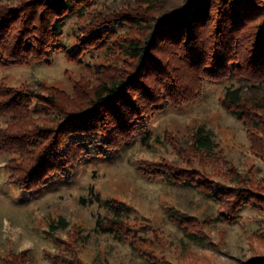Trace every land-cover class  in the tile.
Listing matches in <instances>:
<instances>
[{
	"label": "rangeland",
	"instance_id": "1",
	"mask_svg": "<svg viewBox=\"0 0 264 264\" xmlns=\"http://www.w3.org/2000/svg\"><path fill=\"white\" fill-rule=\"evenodd\" d=\"M104 1L69 18L64 28L65 44H74L82 28L93 26V17L102 10L118 7L150 19L158 14L159 6L154 8L139 0ZM188 1L166 0L161 9L173 10ZM260 1L264 4V0H257L258 5ZM30 2L0 1V7L16 11L25 9ZM219 6L222 5L215 6V15ZM222 18L217 15L199 28L206 33H212L211 29L222 33ZM228 27L224 40L233 45L239 42L241 49L251 51L264 20L259 18L247 25L232 22ZM125 30L127 27L122 31ZM221 33L214 36L216 40H220ZM124 34L127 39L142 38L144 30L136 27ZM247 51L243 57L249 55ZM92 55H97L95 61L101 64L102 72L109 74L114 67L126 68L125 61H133L121 53L103 50L87 55L85 64ZM176 64L185 70L184 63L177 60ZM98 75L95 66L69 60L57 50L42 62L0 66V85L27 88L42 84L47 93H58L62 104L78 107L99 83ZM228 86L241 88V106L226 105ZM234 108L255 111V122L264 119V80H206L196 99L154 115L146 141H140L138 136L106 160L81 162L70 180L52 183L31 194L16 193L9 185L8 158L0 153V264L4 256L25 250L30 252L31 264H248L253 257L264 256V244L254 238L257 217L264 210L249 204L238 219L223 221L219 217L220 205L208 197L207 189L172 183L162 175L161 167L169 164L201 174L207 172L208 185L224 190L238 187L230 181L235 169L253 181L254 190L264 194V152L256 151L250 139V130L257 137H263L264 130L251 129L248 122L236 116ZM198 127L209 130L216 145L217 159L207 170L198 160L194 168L187 163L192 154L184 144ZM156 167L160 174L153 176ZM62 218L68 226L52 230L51 223ZM185 218H194L197 224L192 230L199 239L190 237L178 224ZM117 222L123 223L120 231H105V227H114Z\"/></svg>",
	"mask_w": 264,
	"mask_h": 264
},
{
	"label": "trees",
	"instance_id": "2",
	"mask_svg": "<svg viewBox=\"0 0 264 264\" xmlns=\"http://www.w3.org/2000/svg\"><path fill=\"white\" fill-rule=\"evenodd\" d=\"M116 1L121 0L104 2ZM139 1L154 8L159 6L158 14L150 19L118 7L102 10L93 17V26L82 28L72 45L63 42L67 21L100 0H32L25 9L16 11L0 7V66L42 62L58 50L69 60L95 66L100 78L78 107L62 104L58 93H47L42 84L27 88L0 85V153L8 158V182L16 193L31 194L52 183L70 180L81 162L106 160L138 136L140 141H146L151 134L148 124L154 115L169 106L179 107L196 99L206 80L218 82L231 77L264 80V28L251 51L241 49L239 42L233 45L232 41L224 40L232 22L247 25L259 18L264 20L261 1L258 5L257 0H189L173 10L161 9L166 0ZM216 5H222L217 15H223L220 24L225 30L201 31V25L217 16ZM124 27L127 30L122 31ZM136 27L144 30V36L127 39L124 33ZM219 33L222 37L216 40L214 36ZM103 50L114 55L121 53L133 61H125L124 69L112 67L111 74L102 72L101 64L95 61L97 55H92L85 64L87 55ZM245 51L249 52L247 57H243ZM177 60L184 63L185 70H180ZM233 87H227L224 101L229 107L241 106V88ZM233 110L251 129L264 130V119L255 122V111ZM260 136L259 140L250 130L254 149L262 153L264 133ZM184 146L192 154L191 160L187 158L191 168L198 160L207 170L217 159L212 133L203 127H198ZM162 168V175L172 183L207 189L208 197L219 203V217L223 221L238 219L249 204L264 210V194L254 190L253 181L235 169L230 181L238 187L222 190L208 185L207 172L201 174L172 164ZM157 169L160 170L153 169L155 175H150H159ZM257 222L254 238L264 244V212ZM178 224L190 237L200 238L192 230L197 224L194 218L181 219ZM59 225L68 226L62 218L50 227L53 230ZM122 225L117 222L114 227H105V231H120ZM30 257L28 250L14 252L4 256L1 264H31ZM248 264H264V256H255Z\"/></svg>",
	"mask_w": 264,
	"mask_h": 264
}]
</instances>
